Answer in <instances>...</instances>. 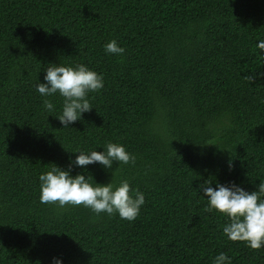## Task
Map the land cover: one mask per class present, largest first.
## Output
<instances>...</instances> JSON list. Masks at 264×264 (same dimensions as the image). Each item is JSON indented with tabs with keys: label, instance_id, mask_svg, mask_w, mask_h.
I'll return each instance as SVG.
<instances>
[{
	"label": "trees",
	"instance_id": "16d2710c",
	"mask_svg": "<svg viewBox=\"0 0 264 264\" xmlns=\"http://www.w3.org/2000/svg\"><path fill=\"white\" fill-rule=\"evenodd\" d=\"M112 39L123 54L105 53ZM261 39L264 0H0V264H264L198 190L264 183ZM48 63L103 74L69 127L35 88ZM109 141L135 162L84 174L143 192L133 221L39 202L41 172Z\"/></svg>",
	"mask_w": 264,
	"mask_h": 264
},
{
	"label": "clouds",
	"instance_id": "9594fccd",
	"mask_svg": "<svg viewBox=\"0 0 264 264\" xmlns=\"http://www.w3.org/2000/svg\"><path fill=\"white\" fill-rule=\"evenodd\" d=\"M103 47L106 54L119 56L125 51L115 39L109 40ZM256 48L259 49L258 54L264 57V39L257 41ZM43 72V82L35 84L36 91L43 98V109L47 113L56 110L50 98L56 95L62 98L59 114L55 115L62 128L69 127L80 120L83 113L92 109L89 93L98 92L104 87L103 74L83 63H48ZM98 147L102 150L73 151L78 154L69 159L66 168L51 164L48 170L41 172L38 175L39 202L56 204L60 208L82 205L97 215L116 214L120 219L131 222L139 215L145 203V194L132 189L127 180H121L119 184L111 181L102 184L84 173L90 164L109 170L114 161L118 165L134 163L136 157L120 143L109 141ZM73 167L82 169V172L72 175ZM198 190L207 200V211L227 217L228 222L223 226L222 233L228 240L244 242L254 250L264 248V183L248 191L234 182H216L212 187L211 181L205 180ZM50 264H64L63 258L53 256ZM213 264H231V258L220 252L213 258Z\"/></svg>",
	"mask_w": 264,
	"mask_h": 264
}]
</instances>
